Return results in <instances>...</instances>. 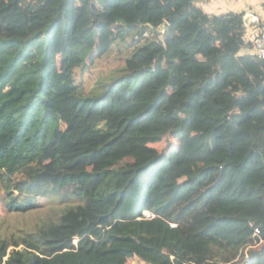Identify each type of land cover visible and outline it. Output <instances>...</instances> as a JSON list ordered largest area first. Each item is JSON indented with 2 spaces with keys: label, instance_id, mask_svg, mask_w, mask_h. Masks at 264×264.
Masks as SVG:
<instances>
[{
  "label": "trees",
  "instance_id": "obj_1",
  "mask_svg": "<svg viewBox=\"0 0 264 264\" xmlns=\"http://www.w3.org/2000/svg\"><path fill=\"white\" fill-rule=\"evenodd\" d=\"M202 1L0 0L2 199L52 205L0 234V264H264V64L246 12ZM144 212L180 240L133 232Z\"/></svg>",
  "mask_w": 264,
  "mask_h": 264
},
{
  "label": "rangeland",
  "instance_id": "obj_2",
  "mask_svg": "<svg viewBox=\"0 0 264 264\" xmlns=\"http://www.w3.org/2000/svg\"><path fill=\"white\" fill-rule=\"evenodd\" d=\"M251 10L260 14L264 20V9L262 5L251 7ZM258 31L250 34V39L254 38ZM131 38H127L125 42L118 43L106 56L101 58L96 66L91 70L79 71L77 77L81 89L84 93H93L97 90L99 80L108 78L107 82L111 81V76L116 75L124 65V59L131 53L133 46L130 45ZM102 91L100 89L99 93ZM9 179L12 184H15L20 175H10ZM18 193V191H16ZM5 195L2 184L0 183V234L4 235L7 231L29 229L36 224L40 218L46 216L50 212L52 205L50 201H41L42 207L36 208L32 213L25 214L24 212L11 213L6 205V201L2 199ZM44 204H43V203ZM25 214V215H24ZM133 232L144 231L152 235L164 234L173 242L180 240V235L174 225L167 226L164 222L152 218L147 212H144V217L139 218L135 222Z\"/></svg>",
  "mask_w": 264,
  "mask_h": 264
},
{
  "label": "crops",
  "instance_id": "obj_3",
  "mask_svg": "<svg viewBox=\"0 0 264 264\" xmlns=\"http://www.w3.org/2000/svg\"><path fill=\"white\" fill-rule=\"evenodd\" d=\"M198 5L205 9L207 12L213 13V14H221L226 12H253L255 14V11L251 10V7H257L259 5H262V2L260 0H209V1H202L199 2ZM258 22V20H257ZM256 22V23H257ZM253 23L249 26L247 36L250 39V34L252 32L258 31L256 34L259 33L261 30L258 26H256ZM249 52L248 50H244L242 53Z\"/></svg>",
  "mask_w": 264,
  "mask_h": 264
},
{
  "label": "built area",
  "instance_id": "obj_4",
  "mask_svg": "<svg viewBox=\"0 0 264 264\" xmlns=\"http://www.w3.org/2000/svg\"><path fill=\"white\" fill-rule=\"evenodd\" d=\"M246 14L249 15V14H254V13L247 11ZM256 17L258 20V16ZM252 42H253V46L251 49V53L255 54L264 64V28L258 34H255L254 38H252Z\"/></svg>",
  "mask_w": 264,
  "mask_h": 264
},
{
  "label": "water",
  "instance_id": "obj_5",
  "mask_svg": "<svg viewBox=\"0 0 264 264\" xmlns=\"http://www.w3.org/2000/svg\"><path fill=\"white\" fill-rule=\"evenodd\" d=\"M244 21H245L246 26L249 27L253 23L257 22V17L254 14H249V15L246 14L244 17ZM167 28H168V24L164 23L163 25H161L158 28V31H159V33H162V32H165V30H167Z\"/></svg>",
  "mask_w": 264,
  "mask_h": 264
}]
</instances>
